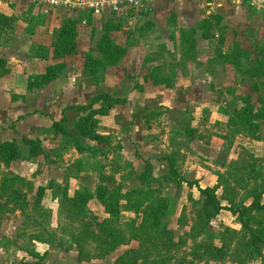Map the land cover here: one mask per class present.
I'll return each mask as SVG.
<instances>
[{
	"label": "rangeland",
	"instance_id": "obj_1",
	"mask_svg": "<svg viewBox=\"0 0 264 264\" xmlns=\"http://www.w3.org/2000/svg\"><path fill=\"white\" fill-rule=\"evenodd\" d=\"M77 19L81 23L75 25L76 50L61 61L53 56L47 59V62L56 64L59 77L63 80L58 86L60 101L57 104L60 112H63L59 114L55 111L57 105H38L48 112V117L52 118L50 113L54 117L58 114L52 118L54 120H60L64 113L66 120L62 121V125L65 132L55 130L53 120L38 112L42 111L39 108L35 109L36 113H29L34 117L20 122L15 120L18 110L22 109L9 106L7 95L0 97V122L6 124V127L0 125V142L16 139L21 148L20 158L0 168V264H31L37 261L44 264H115V257L129 245H121L99 256L96 255L94 243L84 244V256L79 261L78 235L87 217L77 216L72 207L63 201V196L67 193L73 197L80 191L94 194L98 187H119L123 193L135 189L141 185L140 174L145 162L152 164L154 176L161 177L170 172V163L166 159L170 157L175 168L187 180L196 181L201 187L218 185L220 197L226 194V187L219 184L220 177L227 176L230 168L246 167L249 170L254 163L264 174L263 119L255 120L260 123L256 132L260 138L254 137L245 125L230 121L235 110L245 106L244 98L249 94L257 108L264 106L258 101L259 95H264V89L252 90L249 84L243 86L241 82L244 75L240 67H247L249 62L252 64L259 57V52L253 49L256 40L243 39L239 33L233 39L230 28L220 30L214 27L213 32L220 35L229 33V37L224 46L218 43L217 38H212L200 47L202 54L198 56L206 64L200 68L193 66L195 69L188 66L185 73L172 79L168 75L169 78L159 83L150 80V87L146 89L138 83L142 81L141 74L150 71L142 70V56L156 52L160 42L166 41L168 29L154 24L149 26L145 36L139 37L140 32L136 28L145 24L142 20L132 24L127 21L114 22L116 29H119L109 31V34L116 39L117 44L126 47L125 52L116 64H90L89 68L94 71L92 74L85 72V64L90 56L103 57L97 42L105 32L104 22L84 15H79ZM132 38L137 41L135 47L128 46L129 43H135L131 41ZM235 40L241 48L250 45L252 54L249 60L242 56L241 66L229 62L219 66L209 63L217 55L218 46L229 55L237 51L231 43ZM174 44L173 40H169L168 48L173 50ZM69 66L73 73L68 74ZM259 81L264 82V77ZM193 82L200 84V88L192 87ZM71 83H74V87ZM80 89L86 94V104H68L73 100L66 96H76ZM100 92L111 93L129 102L115 105L108 114L97 116L99 122L96 129L100 134L110 137L111 147L105 148L104 152H92V149L81 152L76 143L94 148L97 142L80 134L78 123L87 109L77 107L88 105ZM74 100L79 102L78 98ZM27 107L28 110L33 109L31 104ZM189 130L194 131L191 138ZM219 134L227 135L222 138ZM38 137L43 142L44 154L32 158L23 138ZM56 144L58 148L52 149ZM246 181L248 185L243 186L232 177L229 188L237 193L235 201L244 199L248 204L252 199L245 193L253 184V179L246 178ZM158 184L152 182L155 187ZM40 186L45 189L38 203L36 200ZM160 194L166 198L168 206L162 222L167 223L176 240L187 236L176 255H185V258L190 259L191 247L195 243L191 237L192 227L202 199L198 186L170 181L164 183ZM120 202L118 227L127 229L126 223L135 219L137 212L126 198ZM222 203L228 205L224 198ZM102 210L97 198H92L88 203V214L95 212L101 215ZM137 220L139 223L140 220ZM226 228L237 232L242 230L237 216L224 209L210 221L206 232L200 234L198 239L220 245V234ZM198 264L237 263L227 258L223 263L203 260ZM246 264H261V259L256 258Z\"/></svg>",
	"mask_w": 264,
	"mask_h": 264
},
{
	"label": "trees",
	"instance_id": "obj_2",
	"mask_svg": "<svg viewBox=\"0 0 264 264\" xmlns=\"http://www.w3.org/2000/svg\"><path fill=\"white\" fill-rule=\"evenodd\" d=\"M213 20L218 24L217 16L202 20L197 27L184 28L178 22L177 14H171L169 22L172 23L170 28V36L175 42V51L168 50L169 55L175 64L172 63L169 71H165V61L157 65L145 77L150 78L153 83H159L162 79H171L175 76L186 72L191 61H196V30H203L205 39H212L215 33L212 32ZM76 21L66 19L59 28H56L53 33V45L55 46V57H63L72 54L75 48L76 38ZM104 34L97 42V47L101 58L90 56L85 64V72L94 73L89 66L92 65H112L120 61V58L125 52L126 47L117 44L116 39L111 37L109 31L117 30L113 22L104 23ZM143 26L140 29L142 33ZM218 43L224 46L227 42V37L224 33L217 37ZM233 48L237 49L229 55L227 51L216 48L217 55L212 58L210 63H234L241 66L242 56L250 59L251 49L249 47L241 48L237 41H232ZM260 54L256 62L247 67H240V72L244 75L241 82L249 84L250 88L264 89V82L259 79L264 76V46L255 48ZM158 58V57H157ZM149 59V58H148ZM201 64L200 62H197ZM4 70V61L0 59V72ZM59 74L58 69L51 65L48 67L46 74L42 78L31 77V86L43 87ZM169 75V76H168ZM171 81V80H170ZM258 101L264 104V95H259ZM129 102L125 98L114 96L108 92L98 93L88 105L78 106V109H87V113L81 117L78 123V129L82 136L87 137L97 142L96 147H86L76 143L79 151H105L109 149L110 137L102 135L97 131L98 115H106L110 109L116 104H124ZM245 106L235 110L234 115L230 117L233 124L245 125L247 129L256 138H260L256 134L260 127V123L255 120L263 119L264 122V106L257 108L251 98V94L244 98ZM98 105V106H95ZM64 110V109H63ZM63 112V111H62ZM66 120L65 114H61L60 120H53V127L59 133H64L65 128L62 121ZM264 124V123H263ZM193 130L188 131V135L193 137ZM264 133V131H263ZM57 135V134H56ZM60 135V134H59ZM227 134H219L218 136L226 138ZM23 141L28 146L29 156L34 158L44 154L43 142L41 138H23ZM105 146V147H103ZM58 145L52 147L56 150ZM21 157V148L16 139L0 142V168L1 165H9L11 161ZM166 159L170 163V172L161 177H156L152 174V164L145 162L144 170L140 174L141 185L127 192H122L119 187L116 188H101L98 187L93 194L87 191L76 192L73 197H69L64 193L63 201L70 205L74 213L86 218L83 222L80 233V254L79 261L83 259V245L94 243L96 255L103 256L121 245H129L128 248L120 251L114 259L115 264H198L205 260L225 262L227 258H231L237 264H246L249 261L260 258L261 264H264V174L262 170L257 169L253 163L249 170L230 168L227 176L221 175V183L224 189V196L220 197L217 193L218 185L201 187L198 182L187 180L175 168L174 161L170 157ZM236 178L240 184L248 185L246 178L253 179L251 187L246 189L245 195L251 198V202L246 204L244 199L235 201L237 195L235 190H232L229 184L231 178ZM3 180V179H2ZM183 182L189 185L196 184L202 195L201 206L198 212V217L192 227V238L194 245L191 247L192 258L187 259L185 255L178 257L176 253L186 242L187 236L175 239L174 233L168 228L167 223H163L162 219L167 211L166 198L160 194V191L166 182ZM152 182L159 183L158 186L152 185ZM222 185V186H223ZM45 187L40 186L38 189L37 202L40 203ZM92 198H97L102 207L103 214L98 215L95 212L88 214V203ZM126 198L127 201L135 208L137 216L135 219L126 223L127 229L118 227V219L120 214L121 199ZM222 198L228 201V205L222 203ZM230 210L237 216V220L241 223L242 230L223 229L220 234L222 244L216 245L213 242L205 239H198L200 234L206 232V227L210 221L215 218L222 210ZM88 215H90L88 217ZM140 222L138 223V220ZM31 264H44L39 261Z\"/></svg>",
	"mask_w": 264,
	"mask_h": 264
},
{
	"label": "crops",
	"instance_id": "obj_3",
	"mask_svg": "<svg viewBox=\"0 0 264 264\" xmlns=\"http://www.w3.org/2000/svg\"><path fill=\"white\" fill-rule=\"evenodd\" d=\"M174 13L177 14L178 22L184 28L197 27L202 20L217 16L219 22L216 24V21L213 20L212 32L214 27H218L220 30L230 28L229 31L232 32L231 38L236 39L235 35L239 33L242 35L243 39H247L248 41H250V39L253 41L256 40V47L264 46V0H256L255 2L253 0H152L150 11L136 20V22L143 21L145 23L140 25L139 28H136L140 32V29L145 26L142 33H139L138 36H145L149 30V26L158 24L166 30L168 29L166 32L168 33L169 39L165 37L166 41L160 42L156 50V52H158L157 54H153L156 53L154 51L152 54L146 53L142 56V70L149 69L150 71H144V73L141 74L142 81L138 83L143 84V87L146 89L150 87L149 82L151 79H145V77L154 67L160 64L161 60L162 62H166L165 65L167 66L165 71H169L170 65L175 63L168 53V50H171V48H168L169 40H172L170 36L172 23L169 22V19L171 14ZM79 15L99 18L104 23L126 21L117 20L109 14L93 16L87 13L73 12L65 8L40 6L32 0H0V59L4 61V70L0 72V97L2 95H7V98H9V106L16 107L17 110L22 109L21 111L18 110V115L15 120H19L20 122L29 117H34L35 115H29V113H36L35 109L39 108L38 105L52 104L56 106L59 103L60 95L58 86L60 82L63 81L59 77L60 72L56 78L43 87H30V78H42L51 65L57 68L55 63L47 62L49 56L56 58L54 56L55 46L53 45L54 30L59 28L66 19H73L77 23H81L77 19ZM117 28L119 29V27ZM213 33H215L216 36L214 38L220 35L217 32ZM224 34L226 37H229V33L224 32ZM195 38V55L197 61L201 64H198L196 61H191L190 66L200 68L202 65L206 64L199 58L200 56H198L202 54L200 47H203L209 39L203 37V30L199 28L196 30ZM247 40H244V42ZM131 41H135V38H132ZM136 45L137 41H135L134 44H128V46L131 47H135ZM248 46L250 47V45ZM68 56L59 57L58 60L61 61ZM211 57L212 56H210V58ZM192 62L197 64L194 63L193 65ZM215 64L219 66L218 64L221 63L216 62ZM71 66L68 68V74L70 72L73 73ZM193 71L194 70H192V72ZM212 73H207V75H211ZM71 84L73 85L72 87H74V83ZM244 85L243 83V86ZM193 86L200 88L201 85L193 82L192 87ZM75 95L76 96H74V94H68L67 96H63L73 100V102L68 104H86V94H84L82 89ZM74 98H78L79 102L76 103ZM29 104L33 105L32 110L27 109ZM39 109L44 112H38L48 117L47 111L42 108ZM55 111L59 112V114L62 112H60L58 105ZM50 115L52 118H56L58 114L55 117L52 113H50ZM48 118L52 119L51 117ZM0 125H5L4 127H6V124L1 122Z\"/></svg>",
	"mask_w": 264,
	"mask_h": 264
},
{
	"label": "built area",
	"instance_id": "obj_4",
	"mask_svg": "<svg viewBox=\"0 0 264 264\" xmlns=\"http://www.w3.org/2000/svg\"><path fill=\"white\" fill-rule=\"evenodd\" d=\"M40 6L65 8L93 16L109 14L130 23L143 17L151 9L152 0H32ZM254 2L256 0H253Z\"/></svg>",
	"mask_w": 264,
	"mask_h": 264
}]
</instances>
